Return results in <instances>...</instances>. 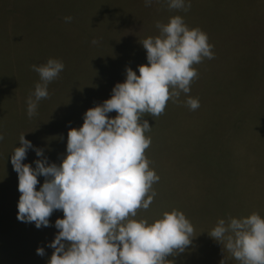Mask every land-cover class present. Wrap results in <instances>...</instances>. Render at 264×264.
Here are the masks:
<instances>
[{"label":"rangeland","instance_id":"374dc122","mask_svg":"<svg viewBox=\"0 0 264 264\" xmlns=\"http://www.w3.org/2000/svg\"><path fill=\"white\" fill-rule=\"evenodd\" d=\"M175 15L208 35L214 58L194 65L198 78L190 93L170 99L160 116L143 117L151 125L145 155L160 179L152 204L137 218L151 222L178 209L194 226L193 243L165 264L223 258L240 264L207 232L220 218L264 216V0H191L187 11L169 9L165 0L149 7L143 0H0V264H48L53 249L47 244L63 217L54 211L51 226L40 229L17 219L20 192L10 154L20 135L59 164L69 129L111 96L126 67L139 74L147 63L140 41L160 35L156 23ZM49 58L62 60L65 69L29 118L27 99L40 79L31 65ZM188 96L199 98L195 111ZM36 159L29 150L24 162L35 166ZM38 246L45 247L43 257Z\"/></svg>","mask_w":264,"mask_h":264},{"label":"clouds","instance_id":"9594fccd","mask_svg":"<svg viewBox=\"0 0 264 264\" xmlns=\"http://www.w3.org/2000/svg\"><path fill=\"white\" fill-rule=\"evenodd\" d=\"M154 2L158 0H143L146 7ZM165 2L169 9L191 7V0ZM64 19L70 23L73 18ZM156 27L160 35L140 41L147 63L138 66L139 74L126 67L125 80L114 85L111 96L87 109L81 126L69 129L59 164L49 162L44 149L35 147L25 133L10 154L20 192L17 219L40 229L51 226L54 211L63 212L55 221L58 231L47 244L53 249L48 264H165L166 257L185 252L197 236L178 209L151 222L137 218L138 210L152 204L153 185L160 179L145 155L151 125L143 117L160 116L170 99L177 102L181 93H190L198 78L194 65L214 58L208 35L190 28L182 16L158 21ZM31 69L40 79L27 99L29 118L37 115L40 101L49 98L48 86L65 64L49 58ZM186 105L195 111L199 98L188 96ZM112 112L116 115H109ZM29 150L38 157L35 166L24 162ZM207 233L240 264H264V216L259 213L220 218ZM36 253L43 257L45 247L38 246ZM220 264H225L224 258Z\"/></svg>","mask_w":264,"mask_h":264}]
</instances>
